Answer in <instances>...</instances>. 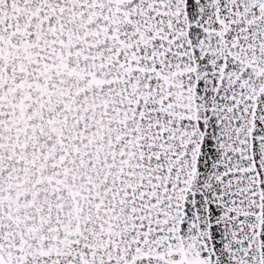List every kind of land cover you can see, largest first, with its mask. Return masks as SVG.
Returning <instances> with one entry per match:
<instances>
[{
    "label": "snow or ice",
    "instance_id": "6c2138e0",
    "mask_svg": "<svg viewBox=\"0 0 264 264\" xmlns=\"http://www.w3.org/2000/svg\"><path fill=\"white\" fill-rule=\"evenodd\" d=\"M0 264H264V0H0Z\"/></svg>",
    "mask_w": 264,
    "mask_h": 264
}]
</instances>
